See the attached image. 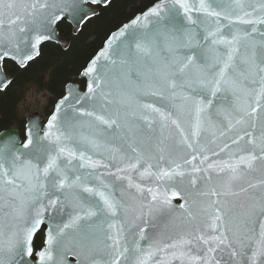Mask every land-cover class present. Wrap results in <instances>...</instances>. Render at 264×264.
<instances>
[{
    "label": "snow or ice",
    "instance_id": "snow-or-ice-1",
    "mask_svg": "<svg viewBox=\"0 0 264 264\" xmlns=\"http://www.w3.org/2000/svg\"><path fill=\"white\" fill-rule=\"evenodd\" d=\"M110 2L0 0V90L6 61L26 69L58 23ZM82 75L23 142L0 132V264H264V0H156ZM176 197L184 230L165 241Z\"/></svg>",
    "mask_w": 264,
    "mask_h": 264
},
{
    "label": "trees",
    "instance_id": "trees-1",
    "mask_svg": "<svg viewBox=\"0 0 264 264\" xmlns=\"http://www.w3.org/2000/svg\"><path fill=\"white\" fill-rule=\"evenodd\" d=\"M155 1L112 0L107 7H99V14L88 20L76 36L72 35L71 25L66 21L58 24L60 34L72 38V44L67 50L52 42L45 43L40 56L30 62L26 69L19 68L9 60L6 61L4 69L14 79L6 90L0 92V131L10 126H17L23 132L25 120L18 115L17 104L21 99V89L24 84L34 82L46 87L56 99L60 98L65 85L78 80L80 71L102 47L109 34ZM94 22L99 24L91 30L90 25ZM46 72H49V76L48 80L44 81ZM81 83L84 87L83 80ZM43 238L42 229L35 237L34 250L42 246Z\"/></svg>",
    "mask_w": 264,
    "mask_h": 264
},
{
    "label": "water",
    "instance_id": "water-1",
    "mask_svg": "<svg viewBox=\"0 0 264 264\" xmlns=\"http://www.w3.org/2000/svg\"><path fill=\"white\" fill-rule=\"evenodd\" d=\"M156 2V1H155ZM154 2V3H155ZM153 3V4H154ZM152 5H150L148 8H146L144 11L140 12V13H137L135 16H133L130 20H128L127 22L123 23L120 27H118L117 29H115L114 31H112L109 36L106 38V40L104 41L102 47L93 55V57L88 61V63L86 64V66L82 69L81 73L79 74V78L81 79H84L85 80V88L84 90H82L80 88V83H68L66 86H65V89H64V94H66V92L69 90V89H72L74 91H79V92H84L86 91V88H87V84L89 82V78L87 76H84L82 75L84 69L88 66V64L90 63V61L95 58L102 50L105 49L106 47V43L107 41L110 39V37H112L113 34L117 33L124 25L126 24H129L132 20H134L137 16H140L142 15L144 12H146L149 8H151ZM106 6L105 4L103 3H97V4H91L89 3L88 5H86V7L90 8V9H93L94 10V14L90 16V18L92 17H95L96 15H98L99 11H98V8L97 6ZM108 5V4H107ZM89 18V19H90ZM72 27V33L74 35L78 34L81 29H82V24L79 28V31H76L74 30L75 29V22L74 21H69V20H66ZM58 25V24H57ZM57 25H56V31H57V37L52 40V41H46V42H52V43H55V44H58L62 49H67L70 45V38H65L63 36L60 35L59 33V30L57 28ZM44 42V43H46ZM43 43V44H44ZM41 47V46H40ZM38 57V56H37ZM36 57V58H37ZM11 61V60H10ZM3 72L5 73L4 69H3ZM7 76H9L7 73H5ZM11 78V80L13 79L11 76H9ZM5 90V89H4ZM0 91H3V90H0ZM61 98V97H60ZM59 98V99H60ZM58 99V100H59ZM57 100V101H58ZM56 101V102H57ZM234 103L233 99L231 97H229L228 100H222L220 98H216L213 100V106L212 108L208 109V115L211 117V120H212V123L219 126V125H222L224 123V116L222 114H219L217 112V108L218 107H224V108H228V109H231L232 107V104ZM56 105V103H55ZM55 105H54V108H55ZM54 110V109H53ZM50 116V115H49ZM49 116L47 118V120L49 119ZM31 119H39L42 121L43 124H46L47 120L45 122H43V116L38 113V112H33L31 114H29L26 118V123H25V133H26V128L29 126V120ZM190 120V118H188ZM185 127H187V124H185ZM5 130H10L11 132H13L15 135L18 136L19 140L21 142H23V140L21 139L20 137V133H19V130L16 128V127H9L7 129H4L0 132H3ZM174 131V130H173ZM212 131L213 129H210L208 132H205L202 134L201 136V143L202 144H207L209 148H215V144H212L210 143L212 140H213V136H212ZM221 141L220 140H216V143H220ZM243 143V142H242ZM187 152V150H185V153ZM185 153H181V155H184ZM210 155V159L212 158L211 157V154L209 153ZM94 158H101L99 155H97L96 157ZM221 158H226L224 157L223 154H221ZM107 162V161H105ZM115 169H113L114 171ZM101 171H103V169H101ZM214 175V179L216 178V175ZM185 186H187V178H185ZM200 187V184H199V181H198V184H197V188ZM178 191L180 190L179 188L177 189ZM189 191H192V192H195L194 189H189ZM182 196L185 195L184 192L181 193ZM184 203V200L181 199L180 197H176L172 200V204L174 206L173 210L171 211V215L170 216H167L165 217L163 214H156V218H155V222L158 224V226L160 227V231H161V234L163 236V238L165 239V241H167V238L169 237H172V238H175L177 233L180 232V231H183L184 229L182 228V223H183V214L182 212L178 209V206L180 204ZM45 226V230H44V240H45V234H46V230H47V227H48V223L47 221L45 222V224L41 225L40 226V229L37 231V233L41 230V228ZM36 233V234H37ZM35 234V236H36ZM34 236V238H35ZM44 240H43V244H44ZM33 242H34V239H33ZM142 243V246H146V244L144 242H141ZM34 249V248H33ZM39 250V249H38ZM36 250V251H38ZM35 251V252H36ZM35 252H34V255H35ZM70 261L72 262V264H75V258H71L70 257ZM170 264H179L178 261H171Z\"/></svg>",
    "mask_w": 264,
    "mask_h": 264
},
{
    "label": "rangeland",
    "instance_id": "rangeland-1",
    "mask_svg": "<svg viewBox=\"0 0 264 264\" xmlns=\"http://www.w3.org/2000/svg\"><path fill=\"white\" fill-rule=\"evenodd\" d=\"M98 24V22L92 23L90 29H95ZM48 76L49 72H46L43 80L47 81ZM21 90V99L17 104L20 118L25 120L33 112H38L46 118L52 109L54 100L56 99L55 96L46 87L35 84L34 82L24 84Z\"/></svg>",
    "mask_w": 264,
    "mask_h": 264
},
{
    "label": "flooded vegetation",
    "instance_id": "flooded-vegetation-1",
    "mask_svg": "<svg viewBox=\"0 0 264 264\" xmlns=\"http://www.w3.org/2000/svg\"><path fill=\"white\" fill-rule=\"evenodd\" d=\"M69 38L71 39V42H70V45H69V47H70L71 44H72V38H71V37H69ZM77 78H78V77H77ZM81 81H82V80L78 78V80H76V81H72V82H74V83H80V88L83 90L85 86L82 87V83H81ZM64 88H65V87H64ZM63 94H64V92H63ZM14 127H16V128L19 129L20 136H21L22 139H24V138H23V133H24V131L22 132V129L19 128V127H17V126H14Z\"/></svg>",
    "mask_w": 264,
    "mask_h": 264
}]
</instances>
